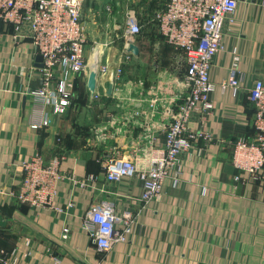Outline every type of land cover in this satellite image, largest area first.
<instances>
[{
	"label": "crops",
	"instance_id": "crops-1",
	"mask_svg": "<svg viewBox=\"0 0 264 264\" xmlns=\"http://www.w3.org/2000/svg\"><path fill=\"white\" fill-rule=\"evenodd\" d=\"M125 7V0H84L88 69L65 76L57 71L53 84L66 78L72 101L55 114L46 105L51 125L44 129L28 126L27 92L41 86L34 48L28 38L13 40L10 27L0 25V249L13 252L16 264H264V168L254 180L231 165L233 142L254 135L248 94L255 81H264V0H240L234 23L224 29V50L209 71L213 112L204 125L189 123L191 131H203L211 140L198 138L182 158L180 186L174 189L167 181L127 241L106 253L96 250L82 228L85 213L100 201L137 209L133 198L140 195L139 180L107 182L102 160L135 159L143 167L146 148L165 141L167 109L183 96L178 83L185 69L183 54L165 42L155 24L139 23L141 33L132 43L138 55L124 61ZM232 49L240 53L243 80L237 92H222L219 84L230 77ZM95 60L106 62L111 73L122 65L119 75H108L92 94L87 80ZM34 154L44 160L62 158L64 179L55 198L59 212L29 208L13 198L21 163ZM89 176L95 181H86ZM64 227L69 230L65 240Z\"/></svg>",
	"mask_w": 264,
	"mask_h": 264
},
{
	"label": "built area",
	"instance_id": "built-area-1",
	"mask_svg": "<svg viewBox=\"0 0 264 264\" xmlns=\"http://www.w3.org/2000/svg\"><path fill=\"white\" fill-rule=\"evenodd\" d=\"M240 0H164L161 11L155 14L158 34L173 49L183 54L184 73L178 79L183 96L176 98L173 109H167L170 117L166 125L165 141L162 145L150 144L146 149L147 158L143 167L135 159L106 157L102 160L105 180L118 183L125 178L136 177L141 184L140 195L133 198L137 209L123 207L117 209L115 202L104 200L92 204L83 217L82 228L87 232L99 253H106L113 245L125 243L138 217L152 201H156L168 181L172 188L182 182V158L192 149L198 138L211 140L203 131H191L189 123L197 120L204 125L213 112L211 94L214 84L209 71L214 57L224 50L222 36L227 25L234 23L233 15ZM84 0H0V25L9 26L12 39L28 38L34 54L42 59L39 69L41 86L27 92L30 111L28 126L32 130L44 129L51 125L46 105H51L53 113H61L72 101V84L62 75L81 74L88 69L84 57L87 43L85 29L81 22ZM107 11H111L110 7ZM141 27L132 10L125 13L123 56L127 61L128 45L140 35ZM94 50H96L94 52ZM96 48L92 53L97 54ZM230 77L219 84L222 92L230 89L237 92L243 80L239 72L241 56L232 49ZM93 64L97 74L96 84L102 83L108 75H119L122 62L114 72L108 65ZM95 98L97 96H94ZM248 100L253 108V137L237 138L232 144V167L254 180L264 168V81L257 80L249 90ZM154 101V100H153ZM155 102V101H154ZM197 150V156L201 155ZM62 158L52 156L44 160L34 154L21 163L18 187L13 193L14 200L29 208L53 210L57 185L64 179L60 170ZM239 181V176L234 177ZM86 181L94 182L89 176ZM85 186V182L81 183ZM206 188H202L205 192ZM71 206V205H69ZM69 230L62 228L61 238L67 239ZM13 252L0 249V264H16ZM52 264H57L54 260Z\"/></svg>",
	"mask_w": 264,
	"mask_h": 264
},
{
	"label": "rangeland",
	"instance_id": "rangeland-1",
	"mask_svg": "<svg viewBox=\"0 0 264 264\" xmlns=\"http://www.w3.org/2000/svg\"><path fill=\"white\" fill-rule=\"evenodd\" d=\"M164 0H125V11L132 10L142 26L143 24H155V14L163 8Z\"/></svg>",
	"mask_w": 264,
	"mask_h": 264
},
{
	"label": "water",
	"instance_id": "water-1",
	"mask_svg": "<svg viewBox=\"0 0 264 264\" xmlns=\"http://www.w3.org/2000/svg\"><path fill=\"white\" fill-rule=\"evenodd\" d=\"M127 53L132 54L134 56H137L138 55V48L135 45L130 44V45H128ZM34 66L38 69L42 68V59L38 55H36L34 58ZM96 78H97L96 71L92 70L89 73L88 80H87V88L92 94L96 90V85H97L96 84ZM113 83H114L113 78L112 77L109 78L108 79V88L106 91V95H108V96H110L112 94Z\"/></svg>",
	"mask_w": 264,
	"mask_h": 264
},
{
	"label": "bare ground",
	"instance_id": "bare-ground-1",
	"mask_svg": "<svg viewBox=\"0 0 264 264\" xmlns=\"http://www.w3.org/2000/svg\"><path fill=\"white\" fill-rule=\"evenodd\" d=\"M93 68V67H92Z\"/></svg>",
	"mask_w": 264,
	"mask_h": 264
}]
</instances>
